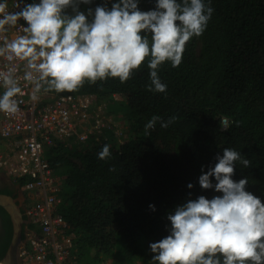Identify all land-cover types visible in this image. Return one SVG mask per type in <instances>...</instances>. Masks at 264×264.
I'll use <instances>...</instances> for the list:
<instances>
[{"label": "trees", "instance_id": "obj_1", "mask_svg": "<svg viewBox=\"0 0 264 264\" xmlns=\"http://www.w3.org/2000/svg\"><path fill=\"white\" fill-rule=\"evenodd\" d=\"M105 3L111 6V0H93L81 8ZM138 6L153 9L155 0H140ZM210 6L214 11L207 28L186 43L181 64L159 66L166 92L149 89L146 61L126 82L110 77L62 92L94 95L114 114L115 96L124 98L119 106L124 141L114 135L101 144L69 140L46 153L63 177L60 212L76 235L73 252L80 264H153L149 244L168 234V213L189 193L192 198L219 194L203 189L198 178L215 165L225 147L251 161L247 168L238 163L233 178L247 176V190L264 201V0H211ZM153 115L176 119L167 128L157 122L146 131ZM105 144L111 156L100 159ZM14 181L22 188L26 178ZM150 204L156 205L155 211ZM0 214L1 261L13 228L2 207Z\"/></svg>", "mask_w": 264, "mask_h": 264}, {"label": "clouds", "instance_id": "obj_2", "mask_svg": "<svg viewBox=\"0 0 264 264\" xmlns=\"http://www.w3.org/2000/svg\"><path fill=\"white\" fill-rule=\"evenodd\" d=\"M139 3L111 0L110 7L82 9L93 0H0V58L5 61L0 112L20 110L21 80L31 85L36 100L41 91L73 92L86 81L126 82L145 61L149 89L166 92L159 66L181 64L186 43L204 33L214 9L211 0H155L150 10H141ZM16 61L23 62L22 76ZM175 119L153 115L145 130L157 122L167 128ZM110 156V145H103L98 157ZM238 163L247 168L251 161L225 147L215 165L202 172L200 186L219 194L192 198L189 193L168 213V234L149 244L153 264H264V201L247 190V176L233 178Z\"/></svg>", "mask_w": 264, "mask_h": 264}, {"label": "built area", "instance_id": "obj_3", "mask_svg": "<svg viewBox=\"0 0 264 264\" xmlns=\"http://www.w3.org/2000/svg\"><path fill=\"white\" fill-rule=\"evenodd\" d=\"M15 63L17 75L22 76L23 62ZM4 67L0 58V70ZM21 86L20 110L16 114L0 112V170L11 171L13 179L26 178L22 186L24 215L27 225L33 226L26 229L20 247L21 264H80L73 252L76 235L60 212L63 177L50 166L46 153L69 140L81 145L101 144L114 135L122 142L121 118L94 95L72 96L51 90L41 91L33 100L31 85L21 80ZM99 264L115 263L105 260Z\"/></svg>", "mask_w": 264, "mask_h": 264}, {"label": "water", "instance_id": "obj_4", "mask_svg": "<svg viewBox=\"0 0 264 264\" xmlns=\"http://www.w3.org/2000/svg\"><path fill=\"white\" fill-rule=\"evenodd\" d=\"M0 207L9 214L13 228L11 243L0 264H21L19 253L20 247L24 243L23 231L26 229L28 221L21 204L13 197L0 194Z\"/></svg>", "mask_w": 264, "mask_h": 264}, {"label": "flooded vegetation", "instance_id": "obj_5", "mask_svg": "<svg viewBox=\"0 0 264 264\" xmlns=\"http://www.w3.org/2000/svg\"><path fill=\"white\" fill-rule=\"evenodd\" d=\"M22 188H20L15 181L11 178H7L4 173L0 172V194L8 195L15 198L19 204H21L22 209H25V203L19 200L20 196L22 195ZM3 239V229L1 227V214H0V244Z\"/></svg>", "mask_w": 264, "mask_h": 264}, {"label": "rangeland", "instance_id": "obj_6", "mask_svg": "<svg viewBox=\"0 0 264 264\" xmlns=\"http://www.w3.org/2000/svg\"><path fill=\"white\" fill-rule=\"evenodd\" d=\"M123 100H124V98L122 97V96H120V95H117V96H115V98H114V101L111 103V105H115V106H117V110H116V112H117V116L118 117H120L121 118V116H122V109L119 107V106H121V104H122V102H123ZM121 123H122V131L124 130L123 129V127H124V124H123V122L121 121ZM125 138H126V135L124 134V132H123V141L125 140ZM0 172L1 173H4L5 175H6V177L7 178H11V179H13L11 176H10V174L12 173L11 171H5V170H0ZM14 180V179H13ZM23 191V190H22ZM25 198H26V196L24 195V192H22V195L20 196V198H19V200L21 201V202H24V200H25Z\"/></svg>", "mask_w": 264, "mask_h": 264}]
</instances>
